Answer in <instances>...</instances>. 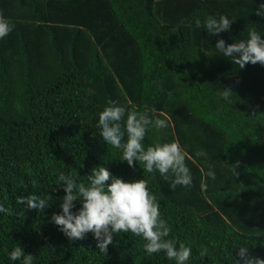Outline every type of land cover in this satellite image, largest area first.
<instances>
[{"label":"trees","instance_id":"obj_1","mask_svg":"<svg viewBox=\"0 0 264 264\" xmlns=\"http://www.w3.org/2000/svg\"><path fill=\"white\" fill-rule=\"evenodd\" d=\"M262 3L0 0L14 26L0 39V202L13 209L0 213V264H23L9 258L17 246L33 264H176L164 252L147 254L131 233H113L104 253L92 232L69 240L53 222L66 194L59 174L87 184L99 166L148 180L168 239L191 247L187 264H242L241 245L264 259V65L240 68L215 48L221 38L247 40L252 28L264 37L255 12ZM221 15L234 20L230 29L209 34L205 21ZM109 101L126 109L122 128L131 110L166 120V128L149 125L143 143L177 141L190 186L172 190L171 172L165 180L121 161L97 126ZM32 193L52 198L43 212L16 203ZM81 207L77 198L73 213Z\"/></svg>","mask_w":264,"mask_h":264},{"label":"clouds","instance_id":"obj_2","mask_svg":"<svg viewBox=\"0 0 264 264\" xmlns=\"http://www.w3.org/2000/svg\"><path fill=\"white\" fill-rule=\"evenodd\" d=\"M257 15L264 16V3L255 9ZM227 16L221 15L219 19L209 16L204 28L209 34H219L228 31L231 23ZM199 23V21H197ZM13 25L0 14V39L6 37ZM215 48L223 53L224 57H231L232 62L240 68L246 64L259 63L264 65V37L255 28L248 32L247 40L226 44L224 39H218ZM91 91V90H90ZM232 90L227 88L222 96L229 99ZM126 109L114 101H109L100 113L98 127L100 135L107 145L121 149V161H127L130 167L139 162L146 173L158 171L165 179H171L170 188L174 190L177 185L188 187L192 184V175L186 165V153L177 141L156 143L145 147L143 141L149 125L157 129L166 128V120L151 119L145 113L136 110L127 112V118L122 128ZM125 133L127 139L125 140ZM203 153L198 152L197 155ZM207 176L215 179V173L209 171ZM111 179V183H107ZM88 183L77 182L71 175L60 173L57 184L64 186L65 195L62 198L61 213L52 215L53 222L69 240L83 239L88 232L94 234L97 247L106 252L109 244L113 242V233H131L142 238L147 254L164 252L168 260H175L176 264H187L192 256L190 246L180 243L177 248L175 239H168L171 228L166 220L161 218L160 204L157 197L149 190L147 179L125 180L119 176H112L107 167L99 166L92 170L87 177ZM35 187V181H33ZM206 185H202V188ZM82 198V207L73 213L74 201ZM49 198H41L35 193L28 196L17 197L16 203L25 205L29 209L43 212L49 205ZM0 213L11 215V206L5 207L0 202ZM246 244V242H245ZM207 249L200 251L204 257ZM237 255L242 258V264H264V259L249 255V247H238ZM11 261L23 259V264H33V255L25 254L22 247H15L9 256ZM237 264H240L237 261Z\"/></svg>","mask_w":264,"mask_h":264}]
</instances>
